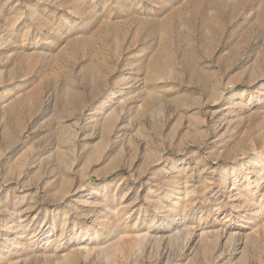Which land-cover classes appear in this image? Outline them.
Masks as SVG:
<instances>
[{"label": "rangeland", "instance_id": "rangeland-1", "mask_svg": "<svg viewBox=\"0 0 264 264\" xmlns=\"http://www.w3.org/2000/svg\"><path fill=\"white\" fill-rule=\"evenodd\" d=\"M0 264H264V0H0Z\"/></svg>", "mask_w": 264, "mask_h": 264}, {"label": "bare ground", "instance_id": "bare-ground-1", "mask_svg": "<svg viewBox=\"0 0 264 264\" xmlns=\"http://www.w3.org/2000/svg\"><path fill=\"white\" fill-rule=\"evenodd\" d=\"M110 120L111 118L109 119H106L103 123V126L104 127H108V125H110ZM15 224H17L16 227H13L12 230H11V233L12 235L16 236V234H18L21 230H23L24 228H27L28 225L27 224H24L20 221H18V219H13V221L9 224V226H14ZM98 235V234H97ZM17 245V244H16Z\"/></svg>", "mask_w": 264, "mask_h": 264}]
</instances>
